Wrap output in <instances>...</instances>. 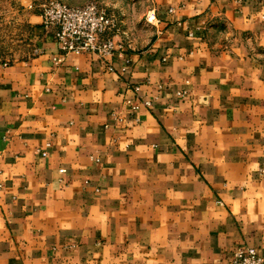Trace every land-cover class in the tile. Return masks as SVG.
Wrapping results in <instances>:
<instances>
[{"label": "crops", "instance_id": "crops-1", "mask_svg": "<svg viewBox=\"0 0 264 264\" xmlns=\"http://www.w3.org/2000/svg\"><path fill=\"white\" fill-rule=\"evenodd\" d=\"M29 4L0 49V264L264 258V0H154L151 43L107 58Z\"/></svg>", "mask_w": 264, "mask_h": 264}, {"label": "built area", "instance_id": "built-area-1", "mask_svg": "<svg viewBox=\"0 0 264 264\" xmlns=\"http://www.w3.org/2000/svg\"><path fill=\"white\" fill-rule=\"evenodd\" d=\"M41 14L43 25L53 31L64 54L92 52L107 58L126 49L119 17L99 3L73 6L62 0H50ZM55 60L60 62L62 57ZM229 264H264V258L254 247L243 245L236 249Z\"/></svg>", "mask_w": 264, "mask_h": 264}, {"label": "rangeland", "instance_id": "rangeland-1", "mask_svg": "<svg viewBox=\"0 0 264 264\" xmlns=\"http://www.w3.org/2000/svg\"><path fill=\"white\" fill-rule=\"evenodd\" d=\"M31 0H0V49L9 47L7 39L17 33L9 25H21L24 9L30 6ZM37 9H43L50 0H33ZM73 6H83L96 2L114 12L120 20L121 29L130 47L141 49L147 47L155 36L153 28L155 19L151 17L154 0H62ZM35 6V5H34ZM153 16V15H152Z\"/></svg>", "mask_w": 264, "mask_h": 264}, {"label": "bare ground", "instance_id": "bare-ground-1", "mask_svg": "<svg viewBox=\"0 0 264 264\" xmlns=\"http://www.w3.org/2000/svg\"><path fill=\"white\" fill-rule=\"evenodd\" d=\"M153 13V12H152ZM153 15V14H152ZM151 15V17L153 18V16Z\"/></svg>", "mask_w": 264, "mask_h": 264}]
</instances>
